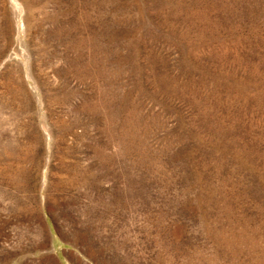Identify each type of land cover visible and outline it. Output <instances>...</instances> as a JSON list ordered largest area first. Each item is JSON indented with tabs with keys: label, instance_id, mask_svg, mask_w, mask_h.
I'll return each instance as SVG.
<instances>
[{
	"label": "rangeland",
	"instance_id": "1",
	"mask_svg": "<svg viewBox=\"0 0 264 264\" xmlns=\"http://www.w3.org/2000/svg\"><path fill=\"white\" fill-rule=\"evenodd\" d=\"M0 264H264V0H0Z\"/></svg>",
	"mask_w": 264,
	"mask_h": 264
}]
</instances>
